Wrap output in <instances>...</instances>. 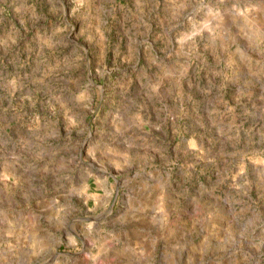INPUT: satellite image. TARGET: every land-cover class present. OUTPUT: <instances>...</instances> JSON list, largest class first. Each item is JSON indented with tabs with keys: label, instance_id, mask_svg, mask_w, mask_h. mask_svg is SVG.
<instances>
[{
	"label": "rangeland",
	"instance_id": "rangeland-1",
	"mask_svg": "<svg viewBox=\"0 0 264 264\" xmlns=\"http://www.w3.org/2000/svg\"><path fill=\"white\" fill-rule=\"evenodd\" d=\"M0 264H264V0H0Z\"/></svg>",
	"mask_w": 264,
	"mask_h": 264
}]
</instances>
